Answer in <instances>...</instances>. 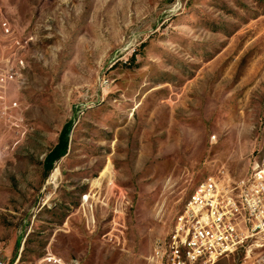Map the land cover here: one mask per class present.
<instances>
[{
  "label": "rangeland",
  "instance_id": "374dc122",
  "mask_svg": "<svg viewBox=\"0 0 264 264\" xmlns=\"http://www.w3.org/2000/svg\"><path fill=\"white\" fill-rule=\"evenodd\" d=\"M2 19L0 257L152 264L200 182L264 163V0H0Z\"/></svg>",
  "mask_w": 264,
  "mask_h": 264
},
{
  "label": "built area",
  "instance_id": "2783aa9c",
  "mask_svg": "<svg viewBox=\"0 0 264 264\" xmlns=\"http://www.w3.org/2000/svg\"><path fill=\"white\" fill-rule=\"evenodd\" d=\"M0 28L6 36L13 33L7 19L0 20ZM15 67L9 58L0 61V87L16 75ZM261 237H264V163L239 182L214 177L200 182L178 218L169 242L153 259H160L162 264H213L240 249L250 253L254 246L264 247ZM19 260L20 255L13 262L0 257V264H18ZM34 264L75 263L49 254ZM252 264H264V250Z\"/></svg>",
  "mask_w": 264,
  "mask_h": 264
},
{
  "label": "trees",
  "instance_id": "16d2710c",
  "mask_svg": "<svg viewBox=\"0 0 264 264\" xmlns=\"http://www.w3.org/2000/svg\"><path fill=\"white\" fill-rule=\"evenodd\" d=\"M70 134L71 123H67L64 125L60 132L58 142L46 155L44 168L47 173L51 172L54 168L55 163L67 154L69 149Z\"/></svg>",
  "mask_w": 264,
  "mask_h": 264
},
{
  "label": "crops",
  "instance_id": "0c3cea01",
  "mask_svg": "<svg viewBox=\"0 0 264 264\" xmlns=\"http://www.w3.org/2000/svg\"><path fill=\"white\" fill-rule=\"evenodd\" d=\"M251 242H252V240L248 241L249 244ZM260 242H264V237L260 238ZM262 250H264V247H256V246H254L252 248L250 253L247 250H245V258H244L245 259V263L252 264V262H253L254 258L256 257V255L258 253H260ZM151 262H152V264H162V261L160 259H153V256L151 257Z\"/></svg>",
  "mask_w": 264,
  "mask_h": 264
}]
</instances>
